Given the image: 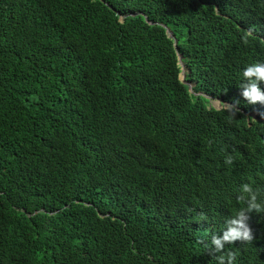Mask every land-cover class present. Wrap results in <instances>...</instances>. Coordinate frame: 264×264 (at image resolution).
<instances>
[{
	"label": "trees",
	"instance_id": "trees-1",
	"mask_svg": "<svg viewBox=\"0 0 264 264\" xmlns=\"http://www.w3.org/2000/svg\"><path fill=\"white\" fill-rule=\"evenodd\" d=\"M256 61L264 0H0V264H217L264 198ZM224 250L264 264V234Z\"/></svg>",
	"mask_w": 264,
	"mask_h": 264
},
{
	"label": "clouds",
	"instance_id": "clouds-1",
	"mask_svg": "<svg viewBox=\"0 0 264 264\" xmlns=\"http://www.w3.org/2000/svg\"><path fill=\"white\" fill-rule=\"evenodd\" d=\"M242 78L248 81L247 86H241V96L244 101L251 105L257 103L264 104V90L259 87V83L264 82V62L256 61L249 63L242 71ZM211 100L215 101L217 99L210 98V102ZM217 101H219L221 110H230L232 107L225 102H221L220 100ZM236 103H239V101ZM232 115H234V113H232L231 116ZM247 117V121L251 120L264 123V107L248 112ZM249 117L251 119H249ZM262 146L264 147V144H261V147ZM232 159V156L228 157L229 161ZM247 166L259 168V171L255 174H260L264 178V161H253L249 155L247 157ZM243 193L248 194L247 206L238 208L236 213L228 218L226 223L220 226L223 233L222 237L217 238L213 236L211 245H205V249L214 246L215 251L219 253V255L215 257L217 264H235L236 253L234 251L225 252V243L230 245L232 243L236 244L238 241L251 242L255 235L264 234V198H260V203L257 202V194L253 193L252 184H244ZM239 200L244 202L245 197L241 195ZM257 220H259V222L256 230H254L253 223Z\"/></svg>",
	"mask_w": 264,
	"mask_h": 264
},
{
	"label": "rangeland",
	"instance_id": "rangeland-1",
	"mask_svg": "<svg viewBox=\"0 0 264 264\" xmlns=\"http://www.w3.org/2000/svg\"><path fill=\"white\" fill-rule=\"evenodd\" d=\"M179 64H180L181 69L183 68V70H182L183 74H185L186 70H185L184 67H183V63H179ZM180 78H182L183 80H185V75H184V78H183V76H182V74H181V75H180ZM189 86L192 88L193 83H189ZM190 87H189V88H190ZM190 92L193 93L192 89L190 90ZM210 106L215 107V108H217V109H220V107H219V101H217V100H215V101L211 100V102H210Z\"/></svg>",
	"mask_w": 264,
	"mask_h": 264
},
{
	"label": "water",
	"instance_id": "water-1",
	"mask_svg": "<svg viewBox=\"0 0 264 264\" xmlns=\"http://www.w3.org/2000/svg\"><path fill=\"white\" fill-rule=\"evenodd\" d=\"M166 33H167V35H168V37L170 38V39H173V41H174V43L176 44V40H175V38H174V34H173V32L169 29V28H166ZM181 59H182V56L181 55H178V60H179V63H182L181 62ZM184 67V66H183ZM182 70H183V68H182ZM182 74V76H183V78H184V74H183V72H181L180 73V75ZM181 79V81L182 82H184V80L182 79V78H180ZM185 83V82H184ZM190 86H188V88H189ZM189 90H191V87L189 88Z\"/></svg>",
	"mask_w": 264,
	"mask_h": 264
}]
</instances>
